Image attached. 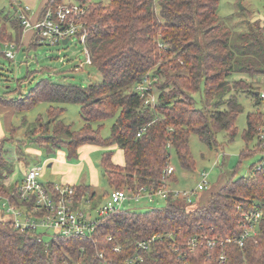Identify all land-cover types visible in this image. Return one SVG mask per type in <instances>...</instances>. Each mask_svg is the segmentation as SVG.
Segmentation results:
<instances>
[{
    "label": "trees",
    "instance_id": "obj_1",
    "mask_svg": "<svg viewBox=\"0 0 264 264\" xmlns=\"http://www.w3.org/2000/svg\"><path fill=\"white\" fill-rule=\"evenodd\" d=\"M63 2L47 0L32 19L50 4ZM78 2L86 6L81 20L88 33L87 46L92 65L103 79L84 86L44 77L26 93L20 89L13 98L0 96V103L25 109L41 101L49 102L48 119L40 117L28 139L48 151L65 147L69 157H77L85 144L104 147L101 164L112 189H157L172 150L182 167L194 169L192 133L209 146L219 144L217 133L222 130L234 139L238 132L236 121L243 110L239 97L231 92L234 87L257 96L256 102L260 103L254 78H238L231 85L229 77L264 74V20L252 21L249 17V29L232 37L233 29L219 17L220 0ZM23 32L19 16L6 14L0 19V41L21 43ZM36 43L33 40L32 46ZM148 73L157 77L155 106L146 105L135 89ZM198 92L203 102L200 107L194 96ZM69 102L81 105L85 122L79 129L60 119ZM115 114L118 117L111 134L102 136L103 123L96 126L95 122ZM262 114L259 108L247 114L243 131L246 146L239 162L262 151ZM142 127L146 128L138 134ZM117 149L123 150V164L114 160ZM13 171V163L0 148V194L17 200L18 181L7 184L2 180ZM175 177L173 173L171 178ZM74 185L76 201L91 190L90 184ZM263 199L264 167L239 177L234 173L210 194L205 204L191 210L186 208L184 198L172 195L164 199V204H152L147 209L120 207L102 216L94 232L87 235L53 233L46 239L48 231L22 229L0 217V264H126V258L137 252L143 256L141 264H178L171 237L156 239L148 250H138V240L165 232L175 233L177 241H187L199 233L236 235L242 230L243 220L237 206L250 209ZM118 245L121 249L115 250ZM219 252V247L208 250L201 246L190 252L189 258L192 264H218ZM224 264H264V215L257 235L247 237L243 246L228 245Z\"/></svg>",
    "mask_w": 264,
    "mask_h": 264
},
{
    "label": "rangeland",
    "instance_id": "obj_2",
    "mask_svg": "<svg viewBox=\"0 0 264 264\" xmlns=\"http://www.w3.org/2000/svg\"><path fill=\"white\" fill-rule=\"evenodd\" d=\"M71 1L78 2L79 0H64V2ZM19 2L22 5H30L31 9L28 15L33 16L36 11L44 6L47 0H0V19H3L6 14L18 17L20 13ZM156 3L159 11L158 1ZM218 13L220 19L233 29L232 37H238L240 32L249 29L247 21L249 17L252 21L264 20V0H220ZM8 27L13 31L10 24ZM19 42L17 43L20 47L16 49L14 58H7L0 54V96L13 98L20 89L26 93L39 79L44 77L84 86L103 79L101 72L92 64H86L84 68L79 70L73 68L75 64L85 62L86 59L83 50L84 44L80 41L79 36H73L65 44L64 42L57 44L45 41L32 46L33 42L30 43V40L25 44ZM242 77L248 81H252L253 78L256 79L253 81L259 88L263 85L261 75L254 77L247 73L231 76L229 82L233 85L235 80ZM19 80H23L21 84H19ZM154 91L157 101L158 89L156 86ZM231 92L236 94L243 104V110L239 113L236 121L237 135L234 139H230L225 131H219L217 133L219 144L209 146L199 138L197 133H192L190 146L196 159V166L194 169L182 167L177 154L172 150L171 163L175 167V176L177 175L178 179V182L176 180L171 181L172 187L181 190L196 188L201 180L200 172L205 170L208 172V187L201 189L200 192L209 195L217 186L232 177L234 173L235 177L250 174L253 164L258 163L262 152L244 158L241 162L239 159L240 152L246 146L243 131L247 126V114L262 106L260 103L257 104V96L248 91L237 90L234 87ZM194 96L197 98V106H202L200 92ZM49 104L47 101H41L25 109H16L11 105L0 103V148H2L4 157L14 165L12 174L2 178V180L8 184L10 178L13 179L12 182H21L26 170L31 165L42 164L44 166L43 175L40 177L42 181L52 179L61 183L90 184L91 190L83 198L81 204L88 215L94 216L96 208L106 201L112 191L107 173L101 164V156L105 148L98 145L92 147L84 145L85 147L80 148L77 157H69L65 147L48 151L44 145L30 141L28 135L31 128L36 124L39 125L40 117L42 120L48 119ZM65 106L66 110L60 115V119L72 125L73 129L82 127L85 120L81 113L80 103L69 102ZM117 117L118 114H115L95 122L96 126L100 122L103 123L102 136L108 137L111 134L112 126ZM255 141L256 139L252 140L250 144L253 145ZM113 157L117 163H124V155L121 149H117ZM50 162L52 165H49ZM68 163H71L70 167L67 166ZM72 174L73 178L76 179L74 182L71 180V182H63L68 181V178H64V176H71ZM200 192L195 195L192 202L185 201L187 209L191 210L197 205L196 202L201 197ZM89 198H92L91 202L86 201ZM2 201L3 199L0 200V212L3 213ZM164 203L165 200L158 196L153 202H150L144 194L138 200L135 197H130L125 206L147 209L152 204L162 205ZM0 215L2 214L0 213ZM47 231L45 238L49 239L54 232L51 229Z\"/></svg>",
    "mask_w": 264,
    "mask_h": 264
},
{
    "label": "built area",
    "instance_id": "obj_3",
    "mask_svg": "<svg viewBox=\"0 0 264 264\" xmlns=\"http://www.w3.org/2000/svg\"><path fill=\"white\" fill-rule=\"evenodd\" d=\"M19 17L24 25V31L32 29L34 31L33 40L38 43L45 41L49 43H62L65 39L69 40L73 36H79L80 41L84 44L85 62L75 64V70L84 68L86 64H92V57L87 46L88 33L84 28V23L81 20L86 11L85 4L79 2H63L50 4L39 17L32 19L29 16L30 5H22ZM28 13V14H27ZM21 44V43H20ZM65 44V43H64ZM15 40L0 41V54H5L9 58H14L16 49L19 48ZM262 76L263 85L258 89V98L260 100L262 114V123L260 127L259 139L261 141L262 156L258 163L255 164L252 171L262 170L264 167V74ZM157 77H152L150 73L144 75L135 85L136 91L144 99V103L149 106H155L156 92L154 91V83ZM146 127L140 128V134ZM171 147V142L168 143ZM42 164H34L30 166L21 182H18L17 200L12 198V195H1L2 208L4 215H11L10 219L16 226L26 229L35 228L42 231L48 229L53 230L56 234H92L96 229L99 219L120 207L125 206L126 201L130 197L139 199L142 195H146L150 202H153L158 196L167 198L169 195L174 197H182L187 202H192L195 195L208 187V172L201 171V180L194 189L181 190L171 186V175L175 173V167L171 161L167 164L161 185L156 189L153 186H141L138 192H131L126 189H112L106 201L96 208L95 216L88 215L82 208V200L75 199V185L71 183L52 182L53 187H50L49 182H44L40 179L43 173ZM33 202L30 203V201ZM91 202V198L86 199ZM242 212V230L236 235H220L199 233L192 235L187 241H177L173 237L175 233H155L148 238L138 240V250H148L151 244L158 238L171 237L172 246L177 254L178 264H192L189 253L197 247L206 246L208 250L214 247H219L218 264H224L227 260L228 245L235 243L243 246L247 237L256 235L260 231V222L264 215V199L256 201L254 207L243 209L241 205L237 206ZM7 212V213H6ZM21 216L23 217L21 219ZM111 238V237H109ZM120 250L118 245L114 248ZM143 256L134 253L126 258V264H141Z\"/></svg>",
    "mask_w": 264,
    "mask_h": 264
},
{
    "label": "crops",
    "instance_id": "obj_4",
    "mask_svg": "<svg viewBox=\"0 0 264 264\" xmlns=\"http://www.w3.org/2000/svg\"><path fill=\"white\" fill-rule=\"evenodd\" d=\"M22 2V1H21ZM40 11V10H39ZM39 11H36L35 13H34V16H36L37 14H38V12ZM33 36H34V31L32 30V29H27V30H25L24 32H23V37H22V43H27L29 40H30V43L31 42H33ZM85 145H90L89 147H92V146H94V144H85ZM83 147H85L84 145H83ZM87 147V146H86ZM84 149V148H83ZM122 150V149H121ZM122 152H123V150H122ZM49 158V157H48ZM50 161V160H49ZM71 163H68V167H70L71 165H70ZM49 165H52V162H50L49 163ZM32 166V165H31ZM64 167V166H63ZM27 171V170H26ZM200 174H201V172H200ZM25 175V174H24ZM43 175V174H42ZM199 175V174H198ZM70 175H68V176H64V178H68V181H63V182H71V181H75L76 179L75 178H73V174L69 177ZM71 180V181H70ZM174 180H176V182H178V179H177V175H176V178L174 179ZM228 180V179H227ZM227 180L225 181V182H223V181H221V182H223V184H225L226 182H227ZM13 181V179H11L10 178V182H9V184L11 183ZM44 182H57V181H55V180H52V179H47V181H44ZM8 184V183H7ZM74 184H76V183H74ZM223 184H221V185H219V186H217L216 187V189L215 190H217L220 186H222ZM215 190H213L212 192H214ZM211 192V193H212ZM210 193V194H211ZM210 194L208 195V194H206V193H201L200 192V199L196 202V206L194 207V208H196L197 206H200V205H203V204H205L206 203V201L208 200V198H209V196H210ZM91 200H92V198H91ZM194 208H192V209H194ZM2 215H0V217L2 218V219H8V220H11L10 218V216L11 215H9V214H7V215H4L2 212H0ZM95 216V215H94Z\"/></svg>",
    "mask_w": 264,
    "mask_h": 264
},
{
    "label": "water",
    "instance_id": "obj_5",
    "mask_svg": "<svg viewBox=\"0 0 264 264\" xmlns=\"http://www.w3.org/2000/svg\"><path fill=\"white\" fill-rule=\"evenodd\" d=\"M68 42V40L67 39H65V41H64V43H67ZM258 93V92H257Z\"/></svg>",
    "mask_w": 264,
    "mask_h": 264
}]
</instances>
